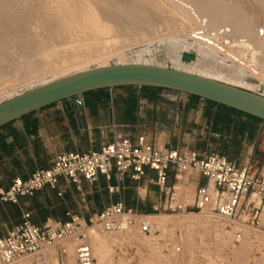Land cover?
Returning <instances> with one entry per match:
<instances>
[{
    "label": "crops",
    "instance_id": "1",
    "mask_svg": "<svg viewBox=\"0 0 264 264\" xmlns=\"http://www.w3.org/2000/svg\"><path fill=\"white\" fill-rule=\"evenodd\" d=\"M138 135L156 148L196 150L202 156L216 153L239 167L248 166L255 176H264V121L177 91L120 86L63 99L1 126L0 188L6 189L12 178L25 179L35 170L48 168L58 153L97 150L107 142ZM201 187L209 200L198 208L196 193ZM227 197L228 191L196 172L169 168L165 184L159 185L152 170L145 169L143 177L132 179L111 168L109 178L99 175L94 182L75 183L59 177L54 188L20 196L15 203L0 201V236L19 225L24 214L44 227L66 221L70 215L87 222L114 202L140 215L172 217L164 213L180 211L189 212L181 216L217 217ZM261 206V198L250 193L242 198L236 220L230 224L264 230ZM156 229L139 230L153 235Z\"/></svg>",
    "mask_w": 264,
    "mask_h": 264
},
{
    "label": "bare ground",
    "instance_id": "2",
    "mask_svg": "<svg viewBox=\"0 0 264 264\" xmlns=\"http://www.w3.org/2000/svg\"><path fill=\"white\" fill-rule=\"evenodd\" d=\"M167 46L172 68L264 93V0H0V96L112 57L163 66ZM183 52L194 60L182 61ZM126 227L122 219L116 232ZM63 245L57 264L69 261Z\"/></svg>",
    "mask_w": 264,
    "mask_h": 264
},
{
    "label": "built area",
    "instance_id": "3",
    "mask_svg": "<svg viewBox=\"0 0 264 264\" xmlns=\"http://www.w3.org/2000/svg\"><path fill=\"white\" fill-rule=\"evenodd\" d=\"M111 168L117 174H129L132 179L143 177L145 169L152 170L159 185L165 184L169 168L196 172L228 191V197L216 212L218 218L228 223L236 220L242 198L250 193L261 198V208L264 209V176H255L248 166L239 167L216 153L202 156L196 150L156 148L142 135L125 136L107 142L97 150L58 153L48 168L35 170L25 179L12 178L6 189L0 188V201L15 203L20 196H31L44 187L54 188L59 177L75 183L80 179L94 182L99 175L109 178ZM196 194L197 207L202 208L209 200L207 190L201 187ZM141 216L132 209H126L122 202L108 205L87 222L70 215L68 220L48 227L32 223L29 215L24 214L19 225L0 236V264H13L29 256L49 263L47 250L71 237L79 240L74 264H94L89 236L98 231H118L122 219H126L127 225L135 224L142 232H149L150 225ZM237 237H240L239 232ZM59 264H63L62 257Z\"/></svg>",
    "mask_w": 264,
    "mask_h": 264
},
{
    "label": "rangeland",
    "instance_id": "4",
    "mask_svg": "<svg viewBox=\"0 0 264 264\" xmlns=\"http://www.w3.org/2000/svg\"><path fill=\"white\" fill-rule=\"evenodd\" d=\"M165 51L160 65L174 67L168 46ZM117 61L112 57L108 63L114 64ZM15 87L9 95H1L0 102L31 88L30 85L24 84ZM241 87L260 93V90ZM184 213L180 211L164 213L172 217L162 214L149 215L151 228H158L153 235L143 234L135 224L130 225L131 230L119 231L121 233L98 231L91 234L89 242L95 264H264V230L240 223L228 224L222 219L202 214L181 216ZM237 231L241 233L240 237H237ZM97 235L101 237L98 238ZM95 239L101 246V252L96 255ZM78 242L77 237H71L58 245L66 243L61 249L67 252L68 264L73 262L72 249L75 250ZM48 251L49 264H57L56 246ZM24 259L28 261L26 264H47L39 262L35 256L22 258L13 264H23Z\"/></svg>",
    "mask_w": 264,
    "mask_h": 264
},
{
    "label": "water",
    "instance_id": "5",
    "mask_svg": "<svg viewBox=\"0 0 264 264\" xmlns=\"http://www.w3.org/2000/svg\"><path fill=\"white\" fill-rule=\"evenodd\" d=\"M194 58L193 53L181 54V60L185 62ZM120 86L177 91L224 105L264 121V95L261 93L172 67L144 63H114L54 79L0 102V127L63 99L93 90Z\"/></svg>",
    "mask_w": 264,
    "mask_h": 264
},
{
    "label": "trees",
    "instance_id": "6",
    "mask_svg": "<svg viewBox=\"0 0 264 264\" xmlns=\"http://www.w3.org/2000/svg\"><path fill=\"white\" fill-rule=\"evenodd\" d=\"M191 96H192V95H191ZM194 97H197V96H194ZM197 98H199V97H197ZM207 101L210 102V103H212V104H214V105L220 106V107H222V108H225V109H228V110H232V111H235V112H239V113L245 114V113H243V112H240V111H237V110H235V109H232V108L226 107V106H224V105L217 104V103L212 102V101H209V100H207ZM245 115L250 116V115H248V114H245ZM250 117H253V116H250ZM253 118H255V117H253ZM255 119H258V118H255ZM259 120H260V119H259Z\"/></svg>",
    "mask_w": 264,
    "mask_h": 264
}]
</instances>
